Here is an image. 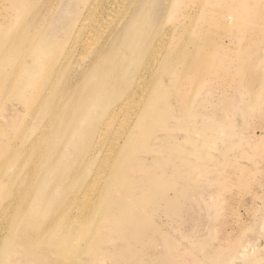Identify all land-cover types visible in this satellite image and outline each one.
<instances>
[{
  "label": "rangeland",
  "instance_id": "1",
  "mask_svg": "<svg viewBox=\"0 0 264 264\" xmlns=\"http://www.w3.org/2000/svg\"><path fill=\"white\" fill-rule=\"evenodd\" d=\"M88 1L0 0V264H264V0L146 31L157 41L120 92L112 72L65 75L80 46L61 66ZM140 36L119 45L123 68ZM141 75L152 113L90 190L108 112Z\"/></svg>",
  "mask_w": 264,
  "mask_h": 264
},
{
  "label": "bare ground",
  "instance_id": "2",
  "mask_svg": "<svg viewBox=\"0 0 264 264\" xmlns=\"http://www.w3.org/2000/svg\"><path fill=\"white\" fill-rule=\"evenodd\" d=\"M12 1L24 5L26 0ZM83 1L86 2V0ZM153 1L154 0H89L85 13L80 17L76 32L73 29L72 33L67 38L68 40L72 37L73 40L71 38L72 43L70 49L67 50L64 59L61 61V66L71 60L72 53L79 46L78 55L81 56V59L79 62L69 65L64 71L65 75L83 79L88 75L112 72L115 74V77L112 81L104 79L103 87L111 86L116 92H120L119 90L125 88V83L120 79L119 73L121 72L122 76L126 78L135 69L138 70L142 57H145V53L146 56L150 53L151 48L157 41L156 39L150 43L149 38L146 36V31H149L150 35L148 36H150V38L151 31H157L158 37H160L164 29L166 30L167 27L179 21V17L183 12H185L183 18L189 19L191 13L201 11V13L197 12V26H200L205 19V12H213L216 10L215 8H217L212 0H159V10L155 13V17L150 19L147 23H143L144 14L146 12L145 9ZM163 1L165 3H163ZM251 5L254 6L253 4ZM163 14H167L165 22L163 21ZM199 21L201 23H199ZM210 23H213L212 18H210ZM133 30H141L142 36L138 38L137 53H135L134 47H131L133 53V59L130 61L132 63L131 69H126L115 59V56L119 45L130 40L128 38ZM199 30L200 28H198L197 31ZM196 37H198V34ZM56 71H58V69L51 71L50 74ZM144 82L145 77L143 78L141 75L135 86L133 96L122 102L123 104L121 103L113 106L109 110V123L114 119L117 120L118 123L114 129L113 127L107 128L96 142V145L100 147L103 138L108 135L107 131L111 132L104 156L94 170V177L90 190H95L97 188L99 182L111 167L116 154L118 152L121 154L123 149L134 141V136L137 135L134 133L137 131L140 132L147 118H149L152 113L155 105V96L146 102L144 101L146 92L141 89ZM131 134L134 135L127 141ZM123 143H125V145L121 148ZM0 211V224L6 229L8 226L7 216L9 212L8 209L5 211L4 208H1ZM17 216H19V214H17ZM16 223L17 220L15 219L13 228L8 229L10 235L6 237L4 249L11 247L10 239L13 235ZM2 251L3 249H0V254Z\"/></svg>",
  "mask_w": 264,
  "mask_h": 264
}]
</instances>
